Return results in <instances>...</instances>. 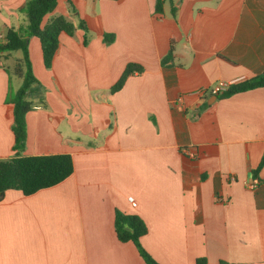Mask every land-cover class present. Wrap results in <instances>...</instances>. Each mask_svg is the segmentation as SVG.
<instances>
[{
	"label": "crops",
	"instance_id": "0c3cea01",
	"mask_svg": "<svg viewBox=\"0 0 264 264\" xmlns=\"http://www.w3.org/2000/svg\"><path fill=\"white\" fill-rule=\"evenodd\" d=\"M25 1L0 0V35L27 26ZM70 1L75 12L57 0L45 20H83L85 44L81 30L61 33L46 69L28 39L45 106L25 114L22 155L69 154L73 173L28 196L5 192L0 264H145L117 240L116 209L143 220L140 244L158 264H264V161L252 174L264 158V87L211 93L264 72V0H171L174 16L168 2L155 14V0ZM128 63L143 72L110 94ZM4 67L0 159L13 155L6 99L20 86L12 78L21 84Z\"/></svg>",
	"mask_w": 264,
	"mask_h": 264
},
{
	"label": "trees",
	"instance_id": "16d2710c",
	"mask_svg": "<svg viewBox=\"0 0 264 264\" xmlns=\"http://www.w3.org/2000/svg\"><path fill=\"white\" fill-rule=\"evenodd\" d=\"M165 2L170 4V13L174 16L175 12L171 0H155L154 13L162 15ZM56 4L57 0H26L19 11L26 16L27 26L18 29L6 28L4 39L0 42V69H5L2 59L13 52H21V58L16 61L14 71L15 75L21 79V84L6 99V103L12 105L13 155L7 159H0V201L8 190H17L28 196L41 189L57 185L73 173L72 158L69 154L22 155L26 141L25 114L38 106H45L44 88L32 73L28 39L30 37L38 39L42 62L46 69L51 67L58 51L61 33L71 36L77 30H81L84 38L83 43L87 42V27L83 20H79L77 25L68 21L63 15L45 20L54 11ZM67 4L70 12L76 11L70 0H67ZM102 41L105 45L111 44L114 41V35L103 33ZM171 58L172 47L170 46L166 56L161 59V66L165 68ZM142 72L141 65L128 63L118 80L111 86L110 94L119 91L129 76ZM259 87H264V72L250 79L229 85L226 91L218 95L220 98H225ZM263 161L264 158H262L256 171L252 173L253 176H256L260 170ZM114 232L119 242H131L135 246L145 264H158L140 244V238L148 233V229L138 215L125 214L116 209ZM195 264H206V261L197 259Z\"/></svg>",
	"mask_w": 264,
	"mask_h": 264
},
{
	"label": "built area",
	"instance_id": "2783aa9c",
	"mask_svg": "<svg viewBox=\"0 0 264 264\" xmlns=\"http://www.w3.org/2000/svg\"><path fill=\"white\" fill-rule=\"evenodd\" d=\"M4 39V36L0 35V40L3 41ZM228 88V85L225 84V83H221V84H218V85H215L212 89H211V93L213 95H218L219 93H222L224 91H226ZM180 100V99H179ZM232 179V178H231ZM258 184V180L257 179H253L251 184H250V188H255ZM128 201L132 202L133 199L131 197H128Z\"/></svg>",
	"mask_w": 264,
	"mask_h": 264
},
{
	"label": "rangeland",
	"instance_id": "374dc122",
	"mask_svg": "<svg viewBox=\"0 0 264 264\" xmlns=\"http://www.w3.org/2000/svg\"><path fill=\"white\" fill-rule=\"evenodd\" d=\"M0 24H1V22H0ZM0 29H1V25H0ZM9 56H7L5 59H2V61H3V64L8 66L10 73L14 74L15 67H16V61L12 58L9 59L8 58ZM19 85H20V80H18L16 77H13L11 80L12 89L15 90L16 88H18Z\"/></svg>",
	"mask_w": 264,
	"mask_h": 264
}]
</instances>
